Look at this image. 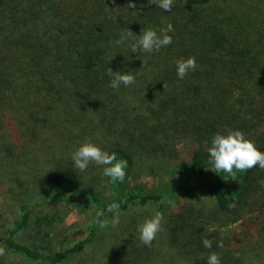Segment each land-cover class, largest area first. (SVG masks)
<instances>
[{
    "label": "trees",
    "instance_id": "16d2710c",
    "mask_svg": "<svg viewBox=\"0 0 264 264\" xmlns=\"http://www.w3.org/2000/svg\"><path fill=\"white\" fill-rule=\"evenodd\" d=\"M129 2L136 10L127 8ZM152 2L0 0L1 131L18 145L31 133H45L52 147L67 157L91 142L126 160L123 183L104 176L112 194L99 208L104 213L100 219L112 214L107 212L111 203L119 204V211L173 205L178 209L169 216L172 244L181 232L216 237L208 232L210 226L239 222L234 243L243 250L239 262L247 252L261 264L264 248L248 236L264 240V187L259 183L264 169L257 166L234 176L214 172L208 148L216 133L231 129L242 131L264 152V0H173L170 13ZM168 23L174 28L168 33L169 46L132 53L135 37L127 36L126 29L139 36L151 28L159 35ZM122 34L125 42L115 45ZM189 57H195L196 69L178 79L176 61ZM107 65L114 72H130L136 83L111 88V77L104 74ZM133 160L164 168L169 184L127 188L136 170ZM12 165V189L24 190L28 197L31 189V195L43 189L41 205L56 208L78 191L79 174L69 165ZM184 197L204 198L209 205H184ZM88 198L99 204L94 194ZM32 214L33 208L22 207L13 229L0 235V244L28 262L76 259L99 228L93 221L84 240L66 252L47 253L46 247L14 240L29 227L40 234L37 221H30ZM130 244L122 248L130 249ZM130 257L120 264H138L140 251ZM207 258L196 257L192 264H207Z\"/></svg>",
    "mask_w": 264,
    "mask_h": 264
},
{
    "label": "rangeland",
    "instance_id": "374dc122",
    "mask_svg": "<svg viewBox=\"0 0 264 264\" xmlns=\"http://www.w3.org/2000/svg\"><path fill=\"white\" fill-rule=\"evenodd\" d=\"M33 135L34 133H31L25 137L26 139L23 137L19 145L13 144L2 133L0 127V235L4 236L13 229V222L19 219L21 208L26 206V209L32 210L33 208L30 221H37L35 226L40 230V234L34 235L29 227L19 233L14 240L24 242L26 246L46 247L47 253L66 252L90 233L88 231L99 208H103L112 194L111 189L102 174L101 165L91 163L86 171L80 172L74 168L70 156L67 157L52 147L47 134L42 133L36 137ZM48 161L69 165L79 174L76 195L71 196L56 208L41 205L44 199L41 194L43 189L36 188L32 195L31 189L30 197H28L27 194L25 195L26 191L23 190L22 194L17 193L8 183L11 179L8 177L12 164H23L30 168ZM133 161L136 170L128 178L127 188L130 189L133 185L140 184L147 189H154L169 184L164 168L157 169L154 164L139 160ZM42 177L38 175L36 178L45 182V178ZM89 194H94L99 204L93 203L88 198ZM183 201L184 205H192L199 209L209 205L204 198L184 197ZM177 209L178 207L169 205L162 210L148 204L132 206L126 211H119L121 213L120 223L116 228H98L93 241L78 253L77 258L71 261L66 260L62 264H120V259L130 260V256L138 250L140 251L138 264H192L196 257H208L214 251L223 259L221 264H241L238 257H242L243 250H237L234 247L237 233L241 231L239 222L220 228L210 226L208 232H215L216 237L204 236L202 239L200 234H190V231L181 232L177 243L172 244L169 241V216ZM156 211L163 214L162 231L158 233L151 247H147L139 242L137 227L146 219L151 218ZM112 216L113 213L107 219L111 220ZM43 231H49V236L45 237ZM206 234L207 232L204 233ZM204 239L212 241L216 249L214 248L213 251L211 248H205L202 244ZM129 240L131 248H122ZM249 240L252 244L255 243L258 246L256 244L258 243L259 247L264 248V240L260 237L256 240L255 237L248 236ZM218 242L223 243V248L217 247ZM0 248L4 249V255L0 256V264H44L28 262L11 252L3 244H0ZM259 252L262 253L261 250ZM261 255L264 257V253ZM253 260H255L253 256L248 255L247 252L244 253L243 261L241 258L242 264H251ZM260 263L264 264V259Z\"/></svg>",
    "mask_w": 264,
    "mask_h": 264
},
{
    "label": "clouds",
    "instance_id": "9594fccd",
    "mask_svg": "<svg viewBox=\"0 0 264 264\" xmlns=\"http://www.w3.org/2000/svg\"><path fill=\"white\" fill-rule=\"evenodd\" d=\"M152 5H156L163 12H171L173 0H153ZM128 9L136 10L135 3L129 2ZM138 11V10H137ZM174 31L171 23L160 30L159 35L151 28L145 29L139 36L134 35L126 29L127 36L135 37V43L131 45L132 53L144 54L159 51L163 47H167L172 43V37L168 34ZM126 36L115 41V45H121L125 42ZM196 69L195 57L180 59L176 61V74L178 79H184L190 71ZM104 74L111 77L110 87L118 89L121 85L128 87L136 83L135 77L128 72L123 74L119 71L114 72L110 67L104 69ZM74 168L80 172L88 169L91 163L103 165L102 174L110 178L114 182L123 183L126 176L127 161L124 159L117 160L116 154H109L91 142L81 144L70 156ZM208 163L214 172H223L230 176H234L236 172H246L259 167L264 169V152L258 150L254 143L245 137L240 130L228 129L224 134L216 133L211 139V146L208 148ZM264 187V180L259 182ZM119 204L111 203L107 207V212L113 213L112 219H100L104 215L103 212L96 214L97 218L94 223L100 229L108 227L116 228L120 223L121 213L119 212ZM234 207V205H229ZM163 214L156 211L154 215L146 219L142 224L138 225V240L147 247H151L152 242L156 239L159 232L162 231ZM202 244L205 248L212 247V241L204 239ZM217 247L223 248V243L218 242ZM4 255V249L0 248V256ZM207 264H221L220 256L217 253H211L207 258ZM251 264H258L253 260Z\"/></svg>",
    "mask_w": 264,
    "mask_h": 264
}]
</instances>
